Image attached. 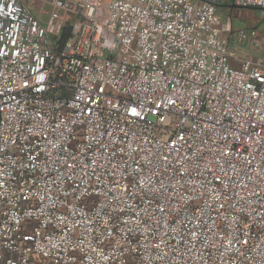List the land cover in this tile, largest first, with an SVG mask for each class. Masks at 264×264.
I'll return each mask as SVG.
<instances>
[{
  "label": "built area",
  "instance_id": "1",
  "mask_svg": "<svg viewBox=\"0 0 264 264\" xmlns=\"http://www.w3.org/2000/svg\"><path fill=\"white\" fill-rule=\"evenodd\" d=\"M51 3L65 40L0 0V264H264V61L217 1Z\"/></svg>",
  "mask_w": 264,
  "mask_h": 264
},
{
  "label": "rangeland",
  "instance_id": "2",
  "mask_svg": "<svg viewBox=\"0 0 264 264\" xmlns=\"http://www.w3.org/2000/svg\"><path fill=\"white\" fill-rule=\"evenodd\" d=\"M44 0H26V2L33 4L36 2L37 6L43 11V15L46 16L48 22L46 27L52 38H57L62 34V30L65 27H69L72 14L68 11H63L55 7L47 6ZM222 22L229 26L223 32L222 39L227 41L228 46L234 51L237 59H244L246 57H253L255 60L262 59L264 61V10L252 7H238L232 1H227L219 7L217 13ZM65 16V19H60ZM63 20V21H62ZM254 28L257 32H260L261 43L260 46H253L248 39L239 40L238 33L240 30H249ZM233 67L239 66V61L232 60Z\"/></svg>",
  "mask_w": 264,
  "mask_h": 264
},
{
  "label": "crops",
  "instance_id": "3",
  "mask_svg": "<svg viewBox=\"0 0 264 264\" xmlns=\"http://www.w3.org/2000/svg\"><path fill=\"white\" fill-rule=\"evenodd\" d=\"M217 3L222 6L223 3L227 2V1H232V0H216ZM21 2L28 8V10L35 16L37 17L40 22L42 24H44L46 26L47 22H48V19L46 18V16H44L42 13L43 11H41V9L37 6L36 2L33 3V4H30L28 2H26V0H21ZM44 2L47 6H51V7H54L51 3V0H44L42 1ZM56 8V7H55ZM59 9V8H57ZM60 19H65V16H62ZM73 19V18H72ZM63 21V20H62ZM72 21V20H71ZM71 24V23H70ZM64 29V28H63ZM254 29V28H253ZM256 30V29H255ZM63 31V30H62ZM260 32H257V35H258V46H260L259 44L261 43V36L259 34ZM61 36V35H60ZM263 41H264V35H263ZM249 40V39H248Z\"/></svg>",
  "mask_w": 264,
  "mask_h": 264
},
{
  "label": "trees",
  "instance_id": "4",
  "mask_svg": "<svg viewBox=\"0 0 264 264\" xmlns=\"http://www.w3.org/2000/svg\"><path fill=\"white\" fill-rule=\"evenodd\" d=\"M264 20H262L260 23L262 24ZM257 31V30H256ZM70 34V29L69 27H65L62 31V34H61V39L62 40H65Z\"/></svg>",
  "mask_w": 264,
  "mask_h": 264
},
{
  "label": "water",
  "instance_id": "5",
  "mask_svg": "<svg viewBox=\"0 0 264 264\" xmlns=\"http://www.w3.org/2000/svg\"><path fill=\"white\" fill-rule=\"evenodd\" d=\"M252 8H258L259 10H264V8H260V7H252Z\"/></svg>",
  "mask_w": 264,
  "mask_h": 264
}]
</instances>
